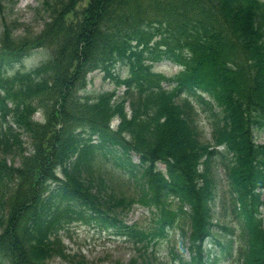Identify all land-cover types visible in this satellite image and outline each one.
<instances>
[{
    "label": "trees",
    "instance_id": "trees-1",
    "mask_svg": "<svg viewBox=\"0 0 264 264\" xmlns=\"http://www.w3.org/2000/svg\"><path fill=\"white\" fill-rule=\"evenodd\" d=\"M39 2L36 39L6 19L0 34V264H93L63 235L73 222L118 229L109 214L126 194L156 211L155 234L179 228L197 264L216 235L223 255L239 241L245 262L264 264V0ZM43 46L36 69H11ZM166 57L179 76L155 71ZM94 72L115 89L89 95Z\"/></svg>",
    "mask_w": 264,
    "mask_h": 264
},
{
    "label": "rangeland",
    "instance_id": "rangeland-1",
    "mask_svg": "<svg viewBox=\"0 0 264 264\" xmlns=\"http://www.w3.org/2000/svg\"><path fill=\"white\" fill-rule=\"evenodd\" d=\"M37 5V0H0V18L1 14H4L6 16V21L14 26L16 33L26 28V32L21 33H28V35L24 38L30 39L36 37V34L43 29L46 21V15L40 10V8H36ZM12 20H15L18 26L14 24ZM22 24L23 26H21ZM1 28L2 24H0V33ZM48 55V51L38 50L33 57L18 65V69H31L37 63L46 59ZM157 69L161 72H167L169 74H174L176 72V68L168 62L158 64ZM90 79H92V84L88 87V91H90L91 94L113 88L111 82L104 79L103 74L94 73L90 76ZM117 123V121L114 123L115 127ZM259 142L264 143V133L260 136ZM144 212H146V210L142 208L137 209L136 212L129 217L127 223L131 224L132 220L134 222L140 219V214L142 213L143 216H141V220H139V226H148L150 224L148 220L150 216L148 215L147 218V215ZM72 227L73 241L70 246L75 249L84 250V253L88 256V258L95 261L96 264H127L131 258H137L139 255V252L137 253L134 248L132 249L126 244H116L113 241L100 239L97 235H95L96 230L93 229V226L73 223ZM173 240L176 242L179 241V236L174 237ZM167 243L168 242L159 243L160 251L163 254H165L169 248L167 247ZM171 244L174 245L175 242L172 241ZM152 248L153 246L151 249ZM235 258L237 259L238 255H236ZM229 264L241 263L236 260H232Z\"/></svg>",
    "mask_w": 264,
    "mask_h": 264
}]
</instances>
